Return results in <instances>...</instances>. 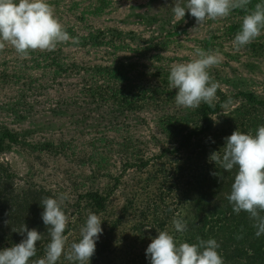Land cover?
Instances as JSON below:
<instances>
[{
    "label": "rangeland",
    "instance_id": "1",
    "mask_svg": "<svg viewBox=\"0 0 264 264\" xmlns=\"http://www.w3.org/2000/svg\"><path fill=\"white\" fill-rule=\"evenodd\" d=\"M49 3L65 28H71L70 32L67 31L70 37L78 39L79 43L70 40L58 44L52 51H31L27 57L19 55L10 45L0 52V126L19 132L31 131L26 139L33 142L52 139L57 143L66 142V147L51 152L16 144L11 150L0 153V159L9 163L17 183L22 186H43L56 196L69 193L72 205L69 217L74 223L69 243L81 238L80 227L85 224L89 211L100 215L103 233L90 264H127L131 256L129 251L138 257L139 252L146 251L149 246L140 242L134 228L145 217L143 211H151L150 217L144 220L147 225L152 222L156 203L162 205V216H167L164 209L169 205L173 213L169 215L166 229L172 230L173 217L177 213L181 216L185 195L191 194L189 188L195 177L206 172V167L187 170L188 177L178 174L170 191L167 186L173 180L166 178L162 169L178 167L187 158L185 152L177 157H155L141 170L137 167L124 170L126 161L135 162L141 154L150 158L160 154L165 147L171 148V136L163 133L158 124L159 114L172 113L178 117L187 110L177 106L174 99L177 90L158 110L149 105L136 112L123 110L111 99L90 102L92 95L81 91L92 83V67L95 63H111L109 59L114 55L109 52L112 50L108 44L85 46L83 37L76 35L102 30L105 31L104 39L108 40L115 30H121L134 45L137 42L133 39L137 37L144 49L137 52L121 50L119 55H129L132 62L140 63V68L143 67L147 74L158 66L169 70L174 64L197 58L196 48L205 51L218 49L222 62L210 73L220 89L227 94L253 92L264 99V34L236 50L233 41L238 32H231L230 28L242 25L244 15L239 13L240 10L199 26L190 12H186L181 21L175 19L171 8L175 7L176 0H49ZM179 3L183 6L186 0H179ZM177 29H180L179 34L169 35ZM166 40L170 41L169 44L161 45V41ZM207 40L212 43L209 48H205ZM44 53H51L52 59L53 56L60 58L63 65L66 61V67L72 70L55 75L51 58H44ZM155 53H161L162 60ZM86 67L90 68L85 70ZM96 85L101 86L99 92L108 89L105 83ZM76 95H79L77 100L74 99ZM244 100V97L232 100L224 113L238 108ZM216 120L220 121L219 116ZM241 129L239 126L238 130ZM112 177L121 179L119 186L114 189L106 210L94 212V206L82 197L87 191L103 192L112 187L115 183ZM128 199H132L137 207L129 214L122 211ZM181 199L184 203L179 202ZM78 200H83L82 216L80 213L71 214L73 209L76 210ZM122 215L123 222L113 228L114 222ZM106 239V248L102 250ZM58 264L70 262L62 256Z\"/></svg>",
    "mask_w": 264,
    "mask_h": 264
},
{
    "label": "trees",
    "instance_id": "2",
    "mask_svg": "<svg viewBox=\"0 0 264 264\" xmlns=\"http://www.w3.org/2000/svg\"><path fill=\"white\" fill-rule=\"evenodd\" d=\"M256 3H264V0H251V4L248 6L249 9H253ZM96 9L99 10L100 7L97 6ZM239 13L245 15L242 10ZM241 28V24H236L230 30L231 32H239ZM66 30L70 32L71 28ZM177 30L169 33V35L179 34L180 29ZM104 34L105 31L92 30L87 32L86 35H76L78 38L79 36L83 37V45L85 46L99 47L102 44H108L111 48L109 50H112L109 52L114 55L109 59L111 62L109 64L95 63L93 69H91L92 83L81 92L92 95L90 102H105L111 99L123 110L135 111L146 105L157 108V110L162 107L176 92V89L169 87L170 69L166 70L168 68L158 66L154 71L151 70L147 74L143 67L140 68V63L132 62L129 55H119L121 50L137 52L144 49L139 45L135 35L132 36L136 37V40L134 38L133 41H136L137 45L129 42L127 35L123 34L121 30H115L113 34L109 35L108 40L104 39ZM169 42L167 40L165 42L161 41V45L167 46ZM211 44L207 40L205 48H209ZM156 47L159 49L160 45ZM155 54L158 59L162 60L163 55L161 53ZM51 55V53H44L43 56L47 59L51 58ZM59 59L55 56H53V59L51 58L52 63L50 65H53L55 75L60 74L62 71L72 70L66 67V61L63 65ZM89 68L86 67L85 70ZM100 81L108 86L107 90L103 88V91L99 92L101 86L96 84H101ZM217 95L218 99L214 102L215 107L210 108L207 104L202 103L197 109H186L187 114L185 113L182 116L174 117L172 113L159 114L158 124L160 129L167 136H171L173 146L171 148L165 147L160 154H154L150 158H146L141 154L135 162L126 161L124 170L131 167H137L141 170L149 165L151 159L155 157H177L185 152L187 158L182 164H178V167L174 169L163 167L162 169L164 176L173 180L167 186L169 191L173 189L174 179H177L175 176H178V174L179 176L181 174V177H188L187 170L193 167L199 168L200 166L206 167V172L195 177L194 184L189 188L190 192L192 191L191 194L188 192L185 195V203L183 199L179 201L184 203L181 217L187 220L188 230L183 235L176 233L177 238L181 242L189 243H197L198 237L204 240L216 239L221 245L218 251L222 255L225 264H264V234L257 237L255 235L256 229L253 227L254 222L249 219L248 214L243 211L236 214L227 200L237 170L234 168L231 172H225L215 162H210V155L213 152L220 151L225 146V137L230 136L235 128L238 130L240 126L242 128L241 132L251 131L255 134L259 126H264V99L259 98L253 92L238 91L234 94H227L220 88L217 90ZM78 97L79 95H76L74 99L77 100ZM239 97L245 98L241 105L229 113H224L225 107L229 104L225 106V102ZM218 116L220 121L216 120ZM30 132H19L8 126H0V153L11 150L16 144H22L32 150L51 152H57V150L66 147L64 141L58 143L52 139L42 143H39L40 141H30L26 139ZM92 160H95V158L93 157ZM213 172H218L219 175L214 176L212 175ZM112 179L115 180L112 187L103 192L90 190L82 197H85L94 206V212L106 210L114 189L121 182L119 177H112ZM46 197L55 198L56 195L52 190L43 186L20 185V183H17L16 174L9 163L0 159V250L19 244L25 238L26 233L21 235L13 229L19 230L26 224L29 230L35 228L44 237L37 244V256L34 259L42 258L45 255L46 246L50 242L48 228L42 220L44 210L42 200ZM82 201H77L76 210L73 209L71 214L80 213V216L83 215L80 210ZM136 209L137 207L132 199H128L122 211L129 214ZM70 210H72V205L67 203L66 214L69 215ZM153 210L152 222L145 225L144 220L150 217L151 211L144 210L145 217H142L134 226L136 229L134 230L140 236V242L148 245L152 242V239L158 236L157 230L166 229L169 224V215L173 213L168 205L164 209L167 216L160 215V211L163 209L159 203L154 205ZM123 216L114 222L113 228L123 222ZM4 221H9V223L5 224ZM73 226L74 223L70 219L66 231H71ZM144 227L147 228L144 229ZM167 230L174 231V229ZM106 245L107 239L103 242L102 250L106 248ZM129 253L131 256L129 261H126L127 264H150L146 251L141 250L138 257L133 256V251H129ZM123 256L126 257L125 252H123Z\"/></svg>",
    "mask_w": 264,
    "mask_h": 264
},
{
    "label": "clouds",
    "instance_id": "3",
    "mask_svg": "<svg viewBox=\"0 0 264 264\" xmlns=\"http://www.w3.org/2000/svg\"><path fill=\"white\" fill-rule=\"evenodd\" d=\"M250 4L251 0H186L181 6L176 0L171 11L177 21L190 12L199 26L208 20L226 18L234 10L244 11L242 28L233 41L239 50L264 34V3H256L253 9H249ZM70 40L79 43L78 39L70 37L49 0H0V52L10 45L19 55L27 57L31 51H52L58 44ZM195 56L197 58L189 62L171 67L169 87L177 90L174 99L179 107L194 110L202 103L215 107L220 85L210 70L222 62V56L218 49L201 48L195 49ZM228 103L231 100L226 101L225 106ZM225 141L220 151L210 155V162H215L225 172L237 170L227 200L236 214L242 211L248 214L259 237L264 234V126H259L255 134L236 130L225 137ZM212 175L219 174L213 172ZM70 201L67 192L42 200V220L50 237L42 258L34 259L43 234L35 228L29 230L24 224L13 231L26 233L25 238L19 244L0 250V264H58L62 256L70 264H90L103 233V221L100 215L89 211L85 224L80 227L81 238L69 243L72 232L66 231L70 217L65 209ZM172 225L173 232L157 230L158 236L147 247L150 264H225L216 239L198 237L197 243L181 242L176 233L183 235L188 230L187 220L177 213Z\"/></svg>",
    "mask_w": 264,
    "mask_h": 264
}]
</instances>
